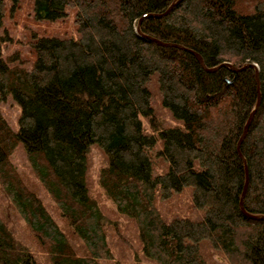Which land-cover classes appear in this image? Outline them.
Masks as SVG:
<instances>
[{
  "label": "trees",
  "instance_id": "16d2710c",
  "mask_svg": "<svg viewBox=\"0 0 264 264\" xmlns=\"http://www.w3.org/2000/svg\"><path fill=\"white\" fill-rule=\"evenodd\" d=\"M173 1L33 0L39 20L73 7L77 36H33L29 67L12 63L16 53L2 58L0 46V101L20 109L16 131L0 113V264H40L38 255L45 264H264V219L238 204L245 173L236 149L259 91L239 152L243 209L264 215V0H179L139 25L206 67L255 63L258 83L251 67L208 72L193 54L137 35L140 16ZM4 8L0 0V27ZM153 83L173 126L158 124ZM93 146L106 157L97 185L135 231L138 247L118 246L117 256L87 185ZM18 147L62 226L12 162ZM187 188L197 216L172 209ZM172 199L167 213L159 208ZM17 221L29 240L16 235Z\"/></svg>",
  "mask_w": 264,
  "mask_h": 264
},
{
  "label": "rangeland",
  "instance_id": "374dc122",
  "mask_svg": "<svg viewBox=\"0 0 264 264\" xmlns=\"http://www.w3.org/2000/svg\"><path fill=\"white\" fill-rule=\"evenodd\" d=\"M5 2L4 16L2 25L0 27V46H1V56L6 59L7 57L13 56L12 54H17L18 58L13 60L12 63H17L24 67H29L34 59V54L29 46V41L33 36H47V37H64V36H77L76 25L74 23V9L71 6L65 8L66 14L59 19L50 21L43 19H36L34 17L33 0H18L16 5L12 7L10 0H3ZM154 93V101L152 107L156 114V119L159 126H173L175 120L172 119L168 109L162 106L161 97L157 92V86L153 83L149 87ZM155 92H157L155 94ZM19 106L7 98L0 101V113L4 117L7 124L14 130H17V119L19 116ZM143 123L145 130L148 132H153L156 134L157 131H152V128L147 119L143 118ZM155 149L162 147L161 139L159 136L156 138ZM17 170L23 176L27 184L33 187L42 202L46 205L47 209L51 212L52 216L56 218L58 223L62 226V221L55 212L54 205L52 201L47 197L41 188L40 184L34 178L28 163L25 159L23 150L18 147L10 157ZM106 161L105 154L97 146L90 148L89 160L87 161V185L91 196L99 204L102 213L104 214V223L107 227L108 238L110 242H113V252L115 251V256H117V247L123 246L125 251L128 253V246L137 248V242L135 241V231L132 223L129 219L118 213L112 204V202L106 198L102 189L97 185L96 173L100 166H102ZM180 197L178 198V205L172 209L177 210L182 215L197 216L198 212L195 208L190 207L189 202L186 203V197L190 200V194L188 188L182 191ZM175 199L169 201L159 200V208L164 212H168L167 208L170 203H174ZM6 201L0 198V209L2 205H5ZM12 210V209H11ZM14 213L13 211H11ZM15 232L22 240H29V234L25 229V226L21 221L15 223ZM27 241V240H26ZM132 255H129V260ZM218 261H223V258L217 254ZM40 264H45V261L41 255H38ZM130 263V262H129Z\"/></svg>",
  "mask_w": 264,
  "mask_h": 264
},
{
  "label": "water",
  "instance_id": "95a60500",
  "mask_svg": "<svg viewBox=\"0 0 264 264\" xmlns=\"http://www.w3.org/2000/svg\"><path fill=\"white\" fill-rule=\"evenodd\" d=\"M179 0H175L173 2H171L164 10L160 11V12H150V13H146L142 16H140L137 21H136V24H135V27H134V30L135 32L137 33V35L141 36V37H146L160 45H163V46H174V47H177L179 49H182V50H185L191 54H193L196 59L199 61L200 65L202 66V68L205 70V71H208V72H211V71H214L216 70L217 68L221 67V66H226L228 67L229 69H231L232 71L234 72H239L245 68H248V67H251L254 69V74H255V80L257 82V78H258V67L255 63H252V62H245L243 63L242 65L240 66H235L227 61H223L217 65H214V66H211V67H206L204 64H203V61H202V58L201 56L195 52L194 50H191L189 48H186V47H183L177 43H173V42H164V41H161V40H158L154 37H151L149 35H142L140 34L139 32V25L141 23V20L144 19V18H147V17H162L164 15H166L174 5L177 4ZM258 83V82H257ZM260 102V93L259 91H257V98H256V101H255V104H254V107L253 109L250 111L248 117H247V120L242 128V131H241V135L239 136V139L236 143V149L238 151V154L239 156L242 158L243 160V163H244V183H243V187H242V191H241V194H240V197H239V201H238V204H239V208L240 210L248 217V218H251V219H264V215H256V214H249L247 212L244 211L243 209V197H244V194H245V191H246V188H247V184H248V171H247V167H246V163L243 159V156L241 155V153L239 152V146L247 132V129H248V125L252 119V116H253V113L255 111V109L257 108L258 104Z\"/></svg>",
  "mask_w": 264,
  "mask_h": 264
}]
</instances>
